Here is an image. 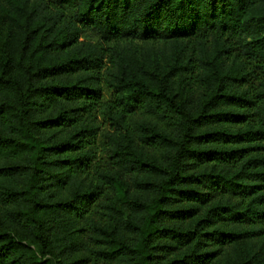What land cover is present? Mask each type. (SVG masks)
<instances>
[{"label":"trees","instance_id":"16d2710c","mask_svg":"<svg viewBox=\"0 0 264 264\" xmlns=\"http://www.w3.org/2000/svg\"><path fill=\"white\" fill-rule=\"evenodd\" d=\"M0 13V264H264V0Z\"/></svg>","mask_w":264,"mask_h":264},{"label":"rangeland","instance_id":"374dc122","mask_svg":"<svg viewBox=\"0 0 264 264\" xmlns=\"http://www.w3.org/2000/svg\"><path fill=\"white\" fill-rule=\"evenodd\" d=\"M118 44L121 45V49H127L128 47H131V49L137 54H139L142 49V43L138 41L129 42V41H124V40H119ZM111 45L116 46V42L112 41Z\"/></svg>","mask_w":264,"mask_h":264}]
</instances>
